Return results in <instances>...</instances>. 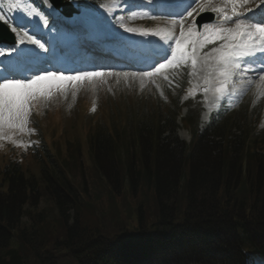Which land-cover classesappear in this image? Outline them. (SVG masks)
Masks as SVG:
<instances>
[{
	"label": "trees",
	"instance_id": "1",
	"mask_svg": "<svg viewBox=\"0 0 264 264\" xmlns=\"http://www.w3.org/2000/svg\"><path fill=\"white\" fill-rule=\"evenodd\" d=\"M188 121L196 129V119ZM175 128L172 118L149 121L136 129L140 150H129V142L123 155L108 135L90 140L92 175L103 179L110 198L124 192L128 202L147 194L132 207L134 234L127 224L133 211L122 221L120 204L99 207L82 168L80 180L53 160L56 171L43 166L38 177L0 168V264H245L249 255L264 257V193L257 203L254 191L264 182L262 142L216 123L195 136L185 155ZM40 198L49 206L38 209ZM179 202L186 205L182 214L175 213Z\"/></svg>",
	"mask_w": 264,
	"mask_h": 264
},
{
	"label": "rangeland",
	"instance_id": "2",
	"mask_svg": "<svg viewBox=\"0 0 264 264\" xmlns=\"http://www.w3.org/2000/svg\"><path fill=\"white\" fill-rule=\"evenodd\" d=\"M167 73L168 71L165 72V74ZM192 73L196 74L197 71L195 70ZM177 81L178 85H180V81ZM102 82L103 80L97 77L95 78L92 85L85 84L84 87L81 86V82L76 83L75 86L69 83L65 90H53L51 95L46 98L38 97L33 99L30 102L31 107L29 114L26 117V124L24 126H28L29 123L31 124V122L35 123L36 127L39 129L37 131L39 136L37 142L42 148H44L45 145L46 151H44V153H40L38 145H36L34 151L28 150L23 145L22 140H17L18 138L15 132H3L2 136L4 137V140L0 137V165L8 162H15L21 166V170L24 172L25 176H30V174H33L38 177V175H40V166H51V168L53 167V169L56 171L54 165H50V160H53L57 166L61 167L62 164L64 166L66 165V167L63 166L64 168H62L64 172H66V174L72 178L69 172L71 171L77 180H80L81 178L82 173L80 170L82 168L84 173L83 178H85V180L83 179L84 184H87L88 191L90 192V195L88 194L90 199L98 204V206L101 208H106L109 203L120 204L121 208H119V210L121 213L119 214L118 212V216L120 219H122V221H124L127 211H129V209L135 205L137 200L141 198L142 194H144V196H147V194L145 191H140L139 196L136 199L130 200L128 202L125 200L126 193L124 192H121L120 196L118 195L116 198H110L108 195L109 191L103 179L95 178L92 175V169H94V167L92 168V155L89 148L88 135L91 133V131L94 133L95 125L97 124L96 130L105 127L107 134L113 136V132L109 128L107 121L110 120V123L115 122L117 120V117L115 116L116 114L124 116L123 119L127 117L130 120V118L133 117V111H143L146 113L148 108L159 105L160 103L161 108H167L166 112L159 114L161 117L174 116L176 114L174 111L175 106L179 111H181V113L185 112V107H182L183 105L181 104V100L180 102L179 100L177 101L178 93L184 84L180 85L175 91L172 92L173 97L171 98L172 100L170 104H165L163 101H161L162 89L153 87L151 83H147L144 80L136 81L127 78L123 80L115 79L113 83L118 84V87H114L109 83L103 85L105 82ZM169 85H171V83L167 85L165 84L163 89H169ZM100 86L104 96H100L99 101H102L104 104L105 100V104L102 105V109L103 107L106 109V113L103 111V114H106L107 117L104 116V118L100 114L97 116L93 115L94 111L92 109H95V107H93L87 113V108L90 105L89 100L91 101L92 99L96 98V91ZM71 90L72 93L69 94ZM56 92L59 94L58 97H52V95H54ZM245 98H247V102L252 104V107H249L248 103L244 102L246 110L249 111L248 108H253L254 112L252 114L247 112L241 113L240 115L244 114V119L242 123L240 122V126H235L236 128L232 129V132L240 134L243 129L251 128L260 132L259 136L264 137V93L255 91L249 97ZM123 99H125V102H120ZM39 102L42 108L35 110V107ZM210 105L212 104L210 103ZM238 105H241V101L238 103ZM123 119L119 118L117 124V128L120 133H123ZM143 119H145V115L143 116ZM148 119H150V117ZM132 120L133 119H131L130 122L131 125L127 120L128 123H126V134L123 133L122 135H119V138L121 139H116L115 137L114 139L110 138L117 144L118 151L125 148L127 145L129 146V143L126 142V138L131 140L136 135ZM102 122H105L104 125ZM176 122L180 123L181 125L179 120H176ZM204 126L202 129H204ZM30 130V135L32 137L34 135V128H30ZM26 134H28V130H26ZM177 134L179 138L183 139L179 135L181 134L180 131ZM166 135L167 134H163V136ZM185 138L186 140H189V136H185ZM251 139H253V136ZM34 140L36 139L32 137L33 142H35ZM44 140H47L48 145L44 143ZM140 148L141 147L138 143L132 144L130 147V149L135 152ZM74 151L76 153L79 151V154L76 155ZM37 156L39 160L38 162H36ZM74 159H76L75 166ZM27 167L30 169V171L27 170L28 172H26ZM184 168H186V166ZM254 186L256 202L260 203V201H262V194L264 193V182L259 184L255 183ZM228 188L229 187L226 188L225 192L231 190ZM78 193L83 194L82 190H79ZM47 202L48 201H45L44 198H40L39 200L37 199V208L41 209L47 205L49 206ZM153 203L156 204V201H149V211L145 212L147 220L150 219V216H148L147 212L151 213L152 218L154 216ZM257 203H255V214L258 210L256 208ZM27 205L32 207L30 204ZM185 208V203L179 202L178 212L175 213L182 214ZM33 211L34 207L29 209L30 213ZM70 213H72V211ZM136 214L137 213L131 214L132 218L131 224H129V226H133L132 224L137 225ZM256 215L249 219L256 217ZM54 218L55 215L48 217V220L52 221ZM87 218L90 219L92 223H94L96 216L93 215L91 217V215H88Z\"/></svg>",
	"mask_w": 264,
	"mask_h": 264
},
{
	"label": "snow or ice",
	"instance_id": "3",
	"mask_svg": "<svg viewBox=\"0 0 264 264\" xmlns=\"http://www.w3.org/2000/svg\"><path fill=\"white\" fill-rule=\"evenodd\" d=\"M195 2V0H193ZM232 5V16L225 15V20H232L237 17L232 27H211L205 28L204 31H197L195 22L185 31L184 21L181 20V28L179 36H175L168 29H161L149 33L147 30H141V35H158L171 49V55L167 52L162 54L161 58L164 63L157 61L153 65L151 72H146L144 76H153L168 68H178L187 65L189 62L195 71L197 64L201 58L202 50L209 44H216L209 53H203V60L207 66L209 74L213 71L226 82L235 69L241 67V63H247L248 58L255 57L257 53H264V15L259 20H248L247 16L243 19L237 9L244 7L247 0H228ZM264 4V0H261ZM10 8H18V0H10ZM205 6H200L199 11H204ZM197 9H193V12ZM213 11L223 12L222 8H213ZM252 11V9H245ZM192 12L188 16H192ZM0 20L8 22L4 15H0ZM175 23V22H174ZM11 27V25H10ZM18 27H22L19 25ZM126 31H136L135 29H125ZM12 31L16 33L19 43L25 40L31 44H38V41L28 35L27 32L17 31V27H12ZM174 41V43H172ZM43 48V44H39ZM0 51V55H4ZM214 61V63H210ZM248 69H245L247 71ZM103 75L99 72H78L74 75H64L56 72H45L43 74L34 75L31 78H9L5 77L0 80V129L20 128L23 129L26 124V117L31 107L30 102L38 97H48L53 90H65L69 83L73 86L78 82L90 80L93 77ZM260 79L264 81V76ZM210 79L206 78L205 83H210ZM224 90L223 83L216 88L217 93ZM207 91V89H205Z\"/></svg>",
	"mask_w": 264,
	"mask_h": 264
},
{
	"label": "bare ground",
	"instance_id": "4",
	"mask_svg": "<svg viewBox=\"0 0 264 264\" xmlns=\"http://www.w3.org/2000/svg\"><path fill=\"white\" fill-rule=\"evenodd\" d=\"M213 5V3H211L210 4V6H212ZM167 20V19H166ZM157 24L159 25V26H169L170 27V32H173V31H175V29H174V24L171 22V23H169L168 21H163V22H160L159 20H157ZM258 78H260V76H258V77H256L255 78V80L256 79H258ZM209 112H210V110L207 108L203 113H202V116H201V122H203V121H205L206 119H207V117H208V115H209Z\"/></svg>",
	"mask_w": 264,
	"mask_h": 264
}]
</instances>
